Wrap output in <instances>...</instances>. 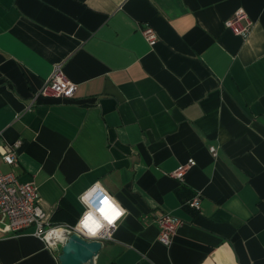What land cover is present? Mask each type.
I'll list each match as a JSON object with an SVG mask.
<instances>
[{"label": "crops", "instance_id": "crops-1", "mask_svg": "<svg viewBox=\"0 0 264 264\" xmlns=\"http://www.w3.org/2000/svg\"><path fill=\"white\" fill-rule=\"evenodd\" d=\"M238 9L247 38L225 23ZM56 65L71 98L39 95ZM15 141L53 223H76L97 182L125 210L94 264H264V0H0V144ZM164 213L183 221L170 246ZM1 220L0 264H61L62 245Z\"/></svg>", "mask_w": 264, "mask_h": 264}, {"label": "built area", "instance_id": "built-area-1", "mask_svg": "<svg viewBox=\"0 0 264 264\" xmlns=\"http://www.w3.org/2000/svg\"><path fill=\"white\" fill-rule=\"evenodd\" d=\"M225 23L229 29L243 38L248 37L253 27V22L244 9L235 11ZM142 33L150 45H154L158 40V34L152 26L144 27ZM76 89L77 85L65 75L63 66L56 65L53 73L44 81L39 95L71 98L75 95ZM20 144L21 141L0 144V152L4 162L12 167L9 171L0 169V217L2 218L1 222H3L4 230L11 235H15L29 227H34V234L42 239L50 249H57L73 233L87 240L100 241L103 245L105 242L112 240L116 225L124 214L113 225H107L95 237L86 235L84 230L78 227L81 216L74 224H57L50 220L40 204L38 186L33 181H20L14 170V167L18 166L17 152ZM210 151L214 157L217 156V147L211 146ZM194 164L195 160L193 158L189 159L187 163L177 167L171 175L183 181L185 171ZM186 205L194 209H200L201 195L196 194L186 202ZM94 207H99L98 201L94 202ZM121 208L125 213L122 206ZM157 223L159 240L164 245L170 246L183 221L170 213H164L157 217Z\"/></svg>", "mask_w": 264, "mask_h": 264}, {"label": "clouds", "instance_id": "clouds-1", "mask_svg": "<svg viewBox=\"0 0 264 264\" xmlns=\"http://www.w3.org/2000/svg\"><path fill=\"white\" fill-rule=\"evenodd\" d=\"M77 199L85 208L78 227L88 236H97L107 225H113L124 214L119 203L104 192L99 182L93 184ZM95 201L99 202V207H94Z\"/></svg>", "mask_w": 264, "mask_h": 264}, {"label": "water", "instance_id": "water-1", "mask_svg": "<svg viewBox=\"0 0 264 264\" xmlns=\"http://www.w3.org/2000/svg\"><path fill=\"white\" fill-rule=\"evenodd\" d=\"M103 244L97 240H87L73 233L62 244L59 261L61 264H94Z\"/></svg>", "mask_w": 264, "mask_h": 264}]
</instances>
